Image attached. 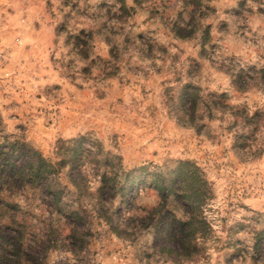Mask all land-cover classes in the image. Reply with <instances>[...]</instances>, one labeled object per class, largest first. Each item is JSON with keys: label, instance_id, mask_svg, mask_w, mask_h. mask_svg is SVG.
<instances>
[{"label": "rangeland", "instance_id": "1", "mask_svg": "<svg viewBox=\"0 0 264 264\" xmlns=\"http://www.w3.org/2000/svg\"><path fill=\"white\" fill-rule=\"evenodd\" d=\"M79 136L90 151L78 167L67 153ZM4 138L58 164L62 202L80 213H54L39 189L9 196L31 229L58 230L50 264H264V0H0ZM103 160L119 171L192 162L205 238L185 253L178 223L146 212L154 189L99 201Z\"/></svg>", "mask_w": 264, "mask_h": 264}, {"label": "trees", "instance_id": "2", "mask_svg": "<svg viewBox=\"0 0 264 264\" xmlns=\"http://www.w3.org/2000/svg\"><path fill=\"white\" fill-rule=\"evenodd\" d=\"M192 90L189 85L181 88L177 99L181 101L182 107L193 100ZM82 139L83 136H79L69 140L71 145L68 146L67 157L69 159L72 156L69 161L73 166L79 167L83 163V153L90 151L89 148L82 151L79 147ZM101 165L103 169L109 167V171L102 170L97 174L98 185L94 194L99 201L106 203V200H113L115 197L124 199L126 191L130 189H154L159 201L146 212H153L157 218L162 217L165 229H169L173 222L178 223L179 230L174 232V235H177L185 253L193 251L197 241L205 238L207 226L202 216L201 203L206 181L192 162L177 160L169 170L140 164L119 171L106 160L101 161ZM57 166L58 164L50 162L21 140H0V264H50L46 255L64 241L58 238V230L51 224L40 229H31L24 219L17 217L15 204L8 200L16 189H39L42 202L49 210L73 221L81 218L77 208L66 207L62 202L63 187L53 179ZM73 184L79 186L76 180ZM176 203L182 207L180 217L171 210V206H178ZM82 235L80 230L71 224L66 240L75 252L83 243ZM51 264L64 263L55 261Z\"/></svg>", "mask_w": 264, "mask_h": 264}]
</instances>
